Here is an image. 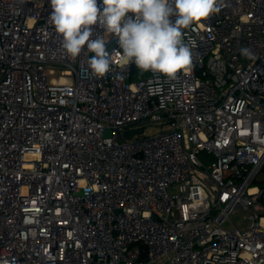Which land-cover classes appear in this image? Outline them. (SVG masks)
<instances>
[{
	"label": "built area",
	"instance_id": "built-area-1",
	"mask_svg": "<svg viewBox=\"0 0 264 264\" xmlns=\"http://www.w3.org/2000/svg\"><path fill=\"white\" fill-rule=\"evenodd\" d=\"M50 11L0 0V264H264V0L184 29L174 80L99 28L111 65L92 75Z\"/></svg>",
	"mask_w": 264,
	"mask_h": 264
},
{
	"label": "clouds",
	"instance_id": "clouds-1",
	"mask_svg": "<svg viewBox=\"0 0 264 264\" xmlns=\"http://www.w3.org/2000/svg\"><path fill=\"white\" fill-rule=\"evenodd\" d=\"M49 22L72 58L92 53L88 70L103 77L111 59L96 29L114 36L122 58L168 80L193 66L195 47L184 29L221 10L222 0H49ZM250 56L248 49H241ZM264 143V140L261 141Z\"/></svg>",
	"mask_w": 264,
	"mask_h": 264
},
{
	"label": "rangeland",
	"instance_id": "rangeland-1",
	"mask_svg": "<svg viewBox=\"0 0 264 264\" xmlns=\"http://www.w3.org/2000/svg\"><path fill=\"white\" fill-rule=\"evenodd\" d=\"M138 78V76L134 77L133 80H136ZM159 131V127H156V126H152V127H148L146 129V135L147 136H152V135H155L157 134ZM201 160L204 162V163H210L212 160H214V157L213 156H210V155H207V154H201L200 156ZM245 216V213H235L233 216H232V220L235 224H237L238 226H242L243 225V218ZM246 226H249L250 222L249 221H246L245 222Z\"/></svg>",
	"mask_w": 264,
	"mask_h": 264
},
{
	"label": "water",
	"instance_id": "water-1",
	"mask_svg": "<svg viewBox=\"0 0 264 264\" xmlns=\"http://www.w3.org/2000/svg\"><path fill=\"white\" fill-rule=\"evenodd\" d=\"M125 136H126L127 138H131V131L126 132Z\"/></svg>",
	"mask_w": 264,
	"mask_h": 264
}]
</instances>
